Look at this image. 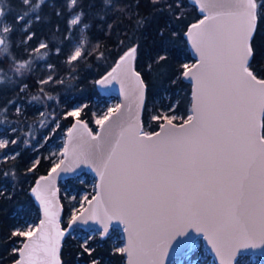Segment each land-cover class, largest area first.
<instances>
[{
    "label": "snow or ice",
    "instance_id": "snow-or-ice-1",
    "mask_svg": "<svg viewBox=\"0 0 264 264\" xmlns=\"http://www.w3.org/2000/svg\"><path fill=\"white\" fill-rule=\"evenodd\" d=\"M41 2L47 3V0ZM226 2L237 10L206 15L192 24V31L186 33L199 53L198 62L191 67L183 64L181 73L196 82L192 114L181 118L180 124L173 123L176 116L153 115L151 119L164 123L159 125L160 132L152 133L145 132L137 119L119 130L102 164L103 197L97 199V206L106 204L103 215L107 221L115 219L125 225L126 244L117 247L115 252L127 257L126 264H165L168 249L193 233L201 234L211 244L221 258L220 264H245L250 249H259L264 255V132L257 131L264 128V69L253 68L258 55L253 41L257 31L264 28V0ZM21 3L31 5L33 9L38 6L32 0H21ZM75 3L76 0H71V4ZM175 6L179 8L180 4ZM54 14L61 15L59 12ZM7 15L0 5V46H3L0 50L6 53L4 59H13L10 48L18 30L23 31L22 43L34 40L36 32L31 30V23L32 20L39 23L40 15L35 11L31 15L24 12L11 23L7 22ZM85 15L81 8L65 29L70 32L71 25H78L80 33L75 45L69 37V64L85 59L89 54L84 45L89 28L83 21ZM143 23V19H137L136 27ZM46 48L48 44L40 42L35 51ZM138 48V43H130L120 55L116 68L124 64L131 70ZM59 51L57 48V53ZM34 59L44 60L45 54ZM166 59L165 55L158 57V61ZM24 70H31L29 61L16 67L17 73L23 74ZM133 75L140 86L142 102L144 81L139 72H133ZM108 76L116 78L112 73ZM49 82L64 81L51 74L47 80L39 81ZM105 82L107 78L98 81ZM4 86L5 81L0 80V90ZM32 99L39 100L40 97ZM47 99L54 98L48 96ZM11 103L15 106L14 101ZM84 107L87 106L74 107L64 113L65 117L75 118L68 130L70 145L78 131L86 133L92 140L98 138L80 118ZM119 110V105L109 108L108 114L95 123L103 128ZM16 111L19 113L20 109L16 108ZM9 142L16 144L17 140L0 139V148H6ZM68 155L69 149L65 148L63 156ZM63 163L61 160L55 164L51 172L56 173ZM3 176L7 179L9 173L5 172ZM41 179L53 181L55 177ZM31 191L44 205V216L48 224L54 225L55 235L50 234L43 220L36 227L14 230L12 236L26 238L18 241L22 248L12 250L21 257L14 264H53V261L61 264L55 259L64 237V231L55 224L57 213L51 210L50 201L39 185ZM93 215L100 219L96 213ZM75 222L76 218H73L72 223ZM100 222L104 227L99 235L104 237L109 225L104 219ZM194 247L196 241L192 239L188 250ZM81 248L83 254L91 257L90 264H100L93 256L95 248L88 245V240ZM49 254L53 261L46 259Z\"/></svg>",
    "mask_w": 264,
    "mask_h": 264
},
{
    "label": "trees",
    "instance_id": "trees-1",
    "mask_svg": "<svg viewBox=\"0 0 264 264\" xmlns=\"http://www.w3.org/2000/svg\"><path fill=\"white\" fill-rule=\"evenodd\" d=\"M70 1L54 0L53 3L38 5L35 12L39 13L40 22L32 20L31 23V30L36 32V38L22 43L23 31L18 30L12 41L13 59L3 57V60H0L1 69L12 82L10 86L0 90V128H4L5 131L17 128V131L10 134L17 143L11 144L7 149L16 155L0 165V187L5 185L8 188L6 190L4 188L5 191L0 193V264H12L19 258V254L12 250L16 247L21 248L22 244L18 241L26 238L12 236L16 215L23 208L37 209L31 190L34 183L53 167L51 159L44 155V148H37L38 144L45 135H50L57 120H60L55 130L58 134L73 124L75 119L65 117L64 113L70 111L78 102L86 103L87 106L84 107L80 118L87 122L94 133L96 132L98 129L95 123L96 111L105 101V95L98 89V81L115 66L130 43L139 44L135 65L148 87L143 112V130L148 133L159 130L162 122L151 117L158 115L165 105L174 106L173 111L179 115L175 120L177 123L183 122L181 118H186L191 108L192 86L181 75L184 71L183 64L191 66L195 62L186 33L190 25L203 17L191 0H158L157 3H153L152 0H76L72 6ZM177 3L180 4L179 8L175 6ZM4 8L8 13L9 23L17 15L30 12L29 5L25 6L21 0H5ZM81 8L86 13L83 21L89 25L85 33L87 40L84 43L89 54L85 59L69 64L67 62L71 50L69 37H72L71 44L75 45L80 33L78 25L71 26L70 32H66L65 29L71 17ZM55 12L61 15L57 17ZM137 19L144 20L139 28L136 27ZM40 42L48 44V48L35 51ZM253 45L258 53L253 68L264 69V28L257 31ZM57 48L60 49L59 53ZM42 54H45L44 60L34 59ZM160 55H165L167 59L158 61ZM17 59L31 61V70H24V75L18 74L17 64L14 63ZM46 64L52 65L53 68L51 70L42 68V65ZM49 74L64 82L39 83L42 79L46 80ZM34 96L40 98L53 96L59 100L62 108L58 105L56 108H23L22 114H16V108H7L6 112L3 111L6 102L11 99L30 106L28 98ZM42 110L47 111L49 117L53 116L45 127L41 126L42 123L39 121L35 122L34 118V115ZM27 123L36 125L39 131L36 139L33 135L21 134L26 130L24 124ZM39 154L40 159L35 163ZM5 172L9 173L7 179L3 176ZM66 181L77 193L85 187V184L74 178ZM60 190L65 206L63 218L65 228L68 223L64 219L69 208L66 205L62 183ZM88 245L95 248L93 256L100 260V264L106 260H111L114 264L126 262L125 255L115 252L117 247L110 237L98 238ZM61 258L63 264L90 263L91 260V257L83 254L81 243L69 237H66L64 242ZM249 264H264V259L260 258V262L254 261Z\"/></svg>",
    "mask_w": 264,
    "mask_h": 264
},
{
    "label": "water",
    "instance_id": "water-1",
    "mask_svg": "<svg viewBox=\"0 0 264 264\" xmlns=\"http://www.w3.org/2000/svg\"><path fill=\"white\" fill-rule=\"evenodd\" d=\"M191 2L199 9L202 14V18L204 16L220 12V13H228L230 11H236L237 9L228 4L226 0H191ZM204 5L203 9L201 5ZM227 18V17H225ZM199 22V21H198ZM196 22V23H198ZM194 23V24H196ZM192 31L191 25L189 26L187 32ZM188 45L191 51V55L194 58L195 65L199 60V53L196 52L195 47L192 44L191 37L187 36ZM3 46H0L2 49ZM119 63V60L118 62ZM108 72L112 73V76L116 78L113 79L111 76H108V73L105 74L102 78L103 80L107 78V82L98 83V89L105 96H117L120 100V110L119 113L114 114L112 119L105 123L104 127L98 126L97 132L94 133L92 130V134L97 136L96 140H92L91 137L87 136L86 133L77 132L74 133L75 139H73L72 144L70 145L68 142V132L65 142V148L69 149V155L67 157L63 156L64 163L60 165V168L57 169L56 173H52L51 170L42 177H55L53 181L42 180L41 177L34 183L33 188L40 186V191L44 194V196L50 201L51 210L57 215L55 216V224L59 226L61 230L64 231V237L60 242L59 251L56 254L55 259H58L61 264H63L61 253L63 250L64 242L67 237V231L63 226V218L65 213V206L63 204L61 198V190L60 184L62 181L74 178L75 176L83 173L84 171H90L97 179L96 185V193L92 197V199L87 203L86 207L78 213L74 218H76V222L72 223V220L69 222L70 229L82 228L84 230H101L104 227V224L100 222V219H104L105 223H108V236L113 228L122 229L123 238L126 244L127 233L124 231L125 225L117 221L115 219L111 221H107L104 218V207L106 204L101 203L97 206V199L103 197V191L100 181V171L102 170V164L106 160L110 150L112 143L117 138L116 134L123 127H127L131 123H135L137 119H139L140 123L143 124V112L145 109L146 101H147V84L142 76V74L137 70L135 65V60L132 62L131 70L128 66L121 64L119 68H116V65ZM191 65V66H193ZM190 66V67H191ZM116 68V71L113 72V69ZM133 72H139L141 79L144 81V91H143V101L141 102V89L137 83V79ZM183 79L189 82L192 86V103H191V112L193 110V93L196 90V82L195 79H190L183 76ZM75 123V120L73 124ZM176 123V122H173ZM73 124L70 126L72 128ZM180 124V123H176ZM69 128V129H70ZM161 129L156 132H160ZM258 132H263V128H258ZM74 150V151H73ZM36 205L38 206L41 214L40 222L45 221V225L48 228V231L51 235H55V227L53 224H48L47 218L44 216V205L41 203L40 199L33 193ZM87 210V211H85ZM93 213H96L100 219L95 218ZM39 222V224H40ZM38 224V225H39ZM201 237L204 241L205 248L208 250L209 254L212 255L217 264H220V256L216 253V250L211 246L210 243L206 241V239L199 233H193L189 238L182 239L179 244H174L173 247L168 249V255L165 257V264H173L178 258L182 257L188 246L191 243L192 239L197 240ZM22 248V246H21ZM259 255L264 259V255L261 254L259 249L256 250H248L246 255ZM41 257L45 258L41 253ZM126 261L127 257L125 256ZM18 259H21L19 256ZM46 259L49 261H53V257L49 254ZM14 264V262L12 263ZM54 264V261H53ZM126 264V263H125Z\"/></svg>",
    "mask_w": 264,
    "mask_h": 264
},
{
    "label": "rangeland",
    "instance_id": "rangeland-1",
    "mask_svg": "<svg viewBox=\"0 0 264 264\" xmlns=\"http://www.w3.org/2000/svg\"><path fill=\"white\" fill-rule=\"evenodd\" d=\"M47 2L53 3L54 0H47ZM32 3L35 5H40L43 2H41V0H32ZM0 5L5 7V0H0ZM72 5L73 4H71V1H70V6H72ZM37 7L35 9H33V7L31 5H29V9H28V10H30L29 14H32L33 11H36ZM76 14L77 13H75L71 17V19ZM7 22H9L8 19H7ZM71 26H75V25H71ZM4 55H6V53H4L2 50H0V60H3ZM10 55H11V48H10ZM23 62H25V61H20L18 59L15 61V63L17 64L16 66H18L19 63H23ZM29 62H31V61H29ZM42 68H44L46 70H51L53 68V66L50 64H46V65H42ZM18 74H20V73H18ZM22 75H24V73ZM9 79L10 78L7 77L5 72L0 67V80L5 81L4 87L10 86V83H12ZM47 79H48V77L46 78V80ZM13 83H15V82L13 81ZM51 97H53V96H51ZM13 101L15 102V106H13V104L11 103ZM28 101L30 102V106H28L26 103L16 102L15 99H11L10 101H7L8 103L6 104V108H19L20 109L19 113H17V111L15 109L16 114H22L23 108H56L57 105L60 108H62V104H59V100L57 98L49 100L46 97V98H40L39 100H33L32 97H29ZM84 105H86V103L78 102L72 108L84 106ZM117 105H120V100L117 96H105L104 103H102L100 105V107L98 108V110L96 111V120L100 119L104 115H107L108 109L113 108ZM170 108L172 109L171 111H169ZM173 110H174V106L168 107L167 105H165L160 109L158 115L159 114H166L169 116L179 117V115H177V113H175ZM42 113H43V115H42ZM191 114H192V112H191V108H190L188 115H191ZM48 115H49L48 112L45 110H42L39 113H36V115H34L35 122L39 121L40 123H43V127H45L46 125H48V123L53 118V116L49 117ZM160 121L162 123H164L163 120H160ZM59 122H60V120H57L54 123L50 135H45L43 137V139L40 141L41 143L38 144V146H37V148H40V147L44 148V151H43L44 155L46 158L51 159L53 166L55 164H58L63 159V151H64V147H65L67 132L70 128V127H68L66 129H64L59 134L55 133V130L59 125ZM173 122H176V121L174 120ZM12 129H15V128L8 129L7 131H5L4 128H0V139H7V140L11 141L13 139L10 136V134L13 133ZM16 129H15V131H17ZM24 129H26V130L23 131L21 134H26L27 136L33 135L34 139L37 138L36 136H38L37 134L39 131H38L36 125H32L31 123H27V124H24ZM5 132H6V134H5ZM96 132H97V130H96ZM11 144L12 143L9 142V144L6 148H0V165L2 162H4V161H6V160H8V159H10L16 155L14 152L7 150ZM5 150H7V151H5ZM40 155L41 154L37 155V157L35 159V163L40 159ZM74 179L80 183L85 184V187L79 193H77L75 190H72L71 184H69L66 180L61 182L62 186H64V196H65V200H66V205L69 208L68 215L64 219V221L68 223V225L65 227V229L67 231V237H69L70 239H74L81 244L85 240H88V244H91L92 242L98 240V238L110 237L112 239V242L115 244L116 247H124L125 241L123 238L122 229H120V228H113L111 233L108 236H104V237H101V235H99L100 230H96V229H91V230H84L82 228H77V229H73V230L70 229L69 222L86 207L87 203L95 195L96 185H97V179L90 171H84L83 173L75 176ZM3 186H5V185H3ZM3 186L0 187V189H2V190L4 188H5V190L8 189L7 186H5V187H3ZM5 190H3V192ZM40 219H41V214H40V210L38 207H37V209L23 208L16 215V223H15L14 230L24 229L26 226L36 227V226H38ZM195 241H196V247L192 248L190 251L187 249L185 254L182 257L178 258L173 264H217L215 258L212 255H210L208 250L205 248L203 239L201 237H199ZM19 244H21V243H19ZM247 256L248 257L245 260V264H249V262H254V261L260 262V258H262L261 256L254 255V254H250ZM125 263L126 262H124L122 264H125ZM77 264H90V263L78 262ZM101 264H114V262L111 260H106V261L102 262Z\"/></svg>",
    "mask_w": 264,
    "mask_h": 264
}]
</instances>
